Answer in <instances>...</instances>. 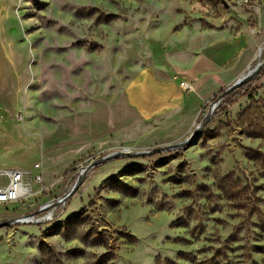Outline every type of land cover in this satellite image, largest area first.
I'll list each match as a JSON object with an SVG mask.
<instances>
[{
    "label": "rangeland",
    "instance_id": "obj_1",
    "mask_svg": "<svg viewBox=\"0 0 264 264\" xmlns=\"http://www.w3.org/2000/svg\"><path fill=\"white\" fill-rule=\"evenodd\" d=\"M261 47L264 0H0V169L34 191L0 264H264V64L228 91Z\"/></svg>",
    "mask_w": 264,
    "mask_h": 264
},
{
    "label": "built area",
    "instance_id": "obj_2",
    "mask_svg": "<svg viewBox=\"0 0 264 264\" xmlns=\"http://www.w3.org/2000/svg\"><path fill=\"white\" fill-rule=\"evenodd\" d=\"M36 168H39V164L36 165ZM36 172L34 181L39 183L43 180V176L37 169ZM25 179L26 176L24 170L17 168L0 169V205L14 204L33 196L34 191L31 188L30 183H27ZM50 203L42 206L35 214H30L18 219L17 222H45L50 220L54 213V205H51ZM41 211L46 212L37 215V213Z\"/></svg>",
    "mask_w": 264,
    "mask_h": 264
},
{
    "label": "water",
    "instance_id": "obj_3",
    "mask_svg": "<svg viewBox=\"0 0 264 264\" xmlns=\"http://www.w3.org/2000/svg\"><path fill=\"white\" fill-rule=\"evenodd\" d=\"M264 64V62H260L258 63L257 65V68H256V71L255 72H252V73H249L245 76H241L239 79H237L233 84L232 86H230V88L228 89V91H231L233 90L234 88L242 85L243 83L249 81L251 78H253L260 70L261 66ZM203 127V124H200L197 126L196 130L189 136V138L183 142H180L178 144H175L173 146H171L170 148H179V147H182L184 146L185 144L187 143H192V141L194 140V138L196 137V134L198 133V131ZM170 148H164V149H170ZM164 149H160V150H156V151H162ZM150 153H153V152H150ZM139 154H142V152H137V153H130V152H122V153H118V152H115V153H112V154H108L104 157H102L101 159L95 161V162H92L91 164L87 165L86 167H84L82 170H80L79 172V175L77 177V180L76 182L74 183V185L71 187V189L66 193L64 194L62 197H60L59 199H57L56 201L50 203L51 205H54L55 207H57L60 203L64 202L70 195H72L77 189L78 187L81 185L82 181L84 180V177L86 175V173L91 169L93 168L94 166H96L97 164L101 163V162H104V161H107L109 159H112V158H116V157H119L120 155H139ZM36 213V212H35ZM34 213V214H35ZM12 220H10L9 222L7 223H11Z\"/></svg>",
    "mask_w": 264,
    "mask_h": 264
},
{
    "label": "bare ground",
    "instance_id": "obj_4",
    "mask_svg": "<svg viewBox=\"0 0 264 264\" xmlns=\"http://www.w3.org/2000/svg\"><path fill=\"white\" fill-rule=\"evenodd\" d=\"M262 47H263V46H262ZM262 47L259 49V51H258V53H257V56H258V57L261 56L262 52H264ZM257 65H258V64H257ZM257 65L254 66V67H252V68H250V69H249L246 73H244L242 76H245V75H247V74H249V73L255 72V71H256V68H257ZM48 205H49V204H48ZM54 209H55V206H54Z\"/></svg>",
    "mask_w": 264,
    "mask_h": 264
},
{
    "label": "crops",
    "instance_id": "obj_5",
    "mask_svg": "<svg viewBox=\"0 0 264 264\" xmlns=\"http://www.w3.org/2000/svg\"><path fill=\"white\" fill-rule=\"evenodd\" d=\"M249 69H250V68H249ZM249 69H248V70H249ZM248 70H247V71H248ZM247 71H246V72H247ZM246 72H245V73H246Z\"/></svg>",
    "mask_w": 264,
    "mask_h": 264
}]
</instances>
